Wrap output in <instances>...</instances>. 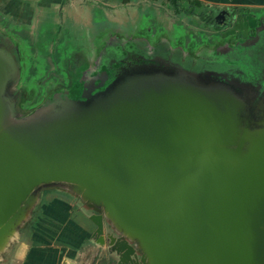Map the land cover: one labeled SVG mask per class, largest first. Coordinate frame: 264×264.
Returning a JSON list of instances; mask_svg holds the SVG:
<instances>
[{"label":"water","instance_id":"water-1","mask_svg":"<svg viewBox=\"0 0 264 264\" xmlns=\"http://www.w3.org/2000/svg\"><path fill=\"white\" fill-rule=\"evenodd\" d=\"M10 51L0 40V253L57 184L100 210L103 264H264V97L130 64L16 120Z\"/></svg>","mask_w":264,"mask_h":264},{"label":"rangeland","instance_id":"rangeland-1","mask_svg":"<svg viewBox=\"0 0 264 264\" xmlns=\"http://www.w3.org/2000/svg\"><path fill=\"white\" fill-rule=\"evenodd\" d=\"M145 3L120 10L105 9V12H110V23L100 13V4L94 3L90 8V19L93 21L86 24L85 20L77 18L79 27H71L65 17L59 19L57 16L60 12L56 15V10L52 13H49L51 10H45L35 26L44 31L40 37L35 35L32 40H18V47L14 41L3 36L5 44L12 47V56L18 61V69L8 91L19 114L16 120L33 116L39 109L50 106L60 97L73 98L69 94L73 86L77 88L86 79L91 80L95 76L102 83L105 77L119 73L123 63L165 60L170 66L167 58L171 57V67L205 75L209 71L206 66L222 68V65L229 64L228 55L231 52L228 51L231 48L235 51L243 49V52L255 48L252 42L257 38L251 43L248 41L258 25L253 28L251 22L249 27L240 19L254 11L256 16L251 18L252 26L258 20H261L259 29L264 24V9H239L237 12L240 19L233 26L230 25L231 32H237L236 37L216 41L215 32L220 30V22L213 24V21L207 25L201 18L188 16L162 0ZM117 13L123 17H116ZM229 20L232 22V17ZM64 27H68V32ZM209 44L213 46L208 47ZM110 46L112 51L109 54ZM183 62H188L189 67L182 66ZM91 88L84 90L83 95ZM251 92L254 96L258 90L255 88ZM76 96L79 99L84 97L80 98L81 94Z\"/></svg>","mask_w":264,"mask_h":264},{"label":"crops","instance_id":"crops-1","mask_svg":"<svg viewBox=\"0 0 264 264\" xmlns=\"http://www.w3.org/2000/svg\"><path fill=\"white\" fill-rule=\"evenodd\" d=\"M152 1L156 0H0V40L6 43L3 41L6 38L14 41L16 45L18 40H32L35 35L40 37L44 31L35 26L45 10H51L49 13L56 10V15L60 12V16H57L59 19L65 17L71 27H79L77 18H82L86 24L93 21L90 19V8L94 3L100 4V9H104H101L100 13L105 21L110 23L112 22L109 18L110 12H105V9L120 10ZM162 2L203 21H206L209 15L213 17L219 12L222 19L216 21L221 23L218 25L220 30L215 32L216 41L236 37L237 32H231V29L236 20L240 19L237 12L239 9H264V0H162ZM190 9L194 11H187ZM253 13L254 11L240 20L249 27L252 22L251 27L255 28L256 25H261V20L252 26L251 18L256 16ZM121 16V13L116 14V17ZM229 17H232V22ZM67 28L64 27L66 32ZM117 39L120 37L117 36ZM17 46L19 47L18 44ZM211 46L213 44L208 45ZM9 48L12 49L11 46ZM111 48V46L108 48L109 54ZM95 212L100 210L66 187L54 184L40 188L38 198L27 218L18 227L6 250L0 253V264H103L106 248L97 242L96 225L90 218ZM106 227L107 231L110 230L109 223Z\"/></svg>","mask_w":264,"mask_h":264},{"label":"flooded vegetation","instance_id":"flooded-vegetation-1","mask_svg":"<svg viewBox=\"0 0 264 264\" xmlns=\"http://www.w3.org/2000/svg\"><path fill=\"white\" fill-rule=\"evenodd\" d=\"M221 19H222V16L219 14V12H217L213 15V20L207 19L208 21L206 20L204 22H206V24L207 23L212 24V22L214 21L213 22V24H214V23H216V21H219ZM262 26H263V28H261V29H259L261 26H258L257 31L255 29L254 33H252L253 35L249 37L248 43L257 38V40H254L255 43H253V44L255 45V48L252 51H250L249 49L245 50V52L242 51L243 49H241L239 51H235V50H233V48H231L233 51L232 50L228 51V53L231 52L230 55H228V53L226 54L229 56L228 59L230 62H228V63L230 65L229 64L224 65V66L222 65V68L221 67L210 68V66L209 67L206 66V68H208L209 71L206 70L207 74H205V75L211 74L217 79H223L224 78V80L234 79L238 84H241L243 86H250L251 90L256 88L258 90L257 98L259 96H261V98H263L264 97V92H263L264 87L261 88V86H262V84L264 85V24ZM236 52H237V54L235 55L236 58H234L233 56H234V53H236ZM167 60L169 61L170 66H168L164 62L165 60L163 62L159 61V60L158 61H143V60H141L140 62H136V64L147 65V66H151V67L153 66V67H156L158 69L159 68L171 69V57H168ZM123 62H125V60H123ZM240 62H241V64H240ZM129 63H123V64H121V66L119 64V66H120L119 69H122L123 67H126L130 64H134V63H130V64ZM187 65H189L188 62H183L182 66H184L185 68H188L189 66H187ZM109 67H110V65H109ZM206 68H204V69H206ZM214 69H216V71ZM192 70H194V69L192 68ZM86 80L87 81L84 84H81V85L79 84V86L77 88L75 86H73L72 91H70L71 93H69V94H71V97H73L75 99H79V97H77L76 95L81 94L80 98H82L84 96L83 95L84 90H86L90 87L93 88L95 86L101 85V82L95 76H93L91 78V80H88V79H86ZM82 81H85V80H82ZM73 89H75V90L73 91ZM241 91H243V89H241ZM72 93H73V95H72Z\"/></svg>","mask_w":264,"mask_h":264},{"label":"bare ground","instance_id":"bare-ground-1","mask_svg":"<svg viewBox=\"0 0 264 264\" xmlns=\"http://www.w3.org/2000/svg\"><path fill=\"white\" fill-rule=\"evenodd\" d=\"M14 231H12L6 238H5V240H4V242L3 243H7L8 242V240L10 239V238H13V236H14V233H13ZM13 233V234H12ZM1 247H2V244L0 245V249H1Z\"/></svg>","mask_w":264,"mask_h":264},{"label":"trees","instance_id":"trees-1","mask_svg":"<svg viewBox=\"0 0 264 264\" xmlns=\"http://www.w3.org/2000/svg\"><path fill=\"white\" fill-rule=\"evenodd\" d=\"M187 11H189V12L190 11H194V9L193 10L190 9V10H187ZM208 19L213 20V17L211 15H209V18Z\"/></svg>","mask_w":264,"mask_h":264}]
</instances>
